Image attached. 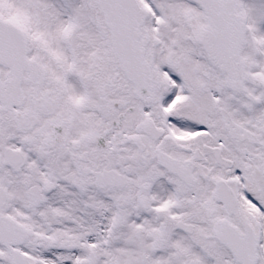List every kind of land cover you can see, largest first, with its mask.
Returning <instances> with one entry per match:
<instances>
[{"label":"snow or ice","instance_id":"6c2138e0","mask_svg":"<svg viewBox=\"0 0 264 264\" xmlns=\"http://www.w3.org/2000/svg\"><path fill=\"white\" fill-rule=\"evenodd\" d=\"M0 264H264V0H0Z\"/></svg>","mask_w":264,"mask_h":264}]
</instances>
